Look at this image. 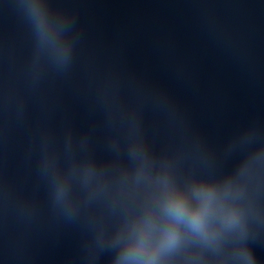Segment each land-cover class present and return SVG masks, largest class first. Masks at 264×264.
<instances>
[{"label": "clouds", "instance_id": "clouds-1", "mask_svg": "<svg viewBox=\"0 0 264 264\" xmlns=\"http://www.w3.org/2000/svg\"><path fill=\"white\" fill-rule=\"evenodd\" d=\"M156 198L155 207L133 226V236L123 251V262L159 264L164 253L174 249L181 238L179 226L184 225L205 239L217 235L212 220L217 216V194L211 186L200 185L193 189L197 206L189 204L185 195L168 188ZM219 221L223 228L234 230L243 242L238 245L239 264H257L256 257L247 244L248 224L245 213L239 206L231 205L219 210Z\"/></svg>", "mask_w": 264, "mask_h": 264}]
</instances>
